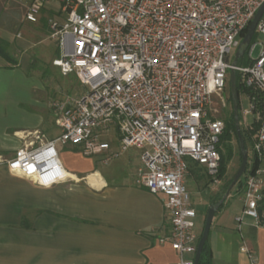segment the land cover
<instances>
[{"label": "built area", "instance_id": "obj_1", "mask_svg": "<svg viewBox=\"0 0 264 264\" xmlns=\"http://www.w3.org/2000/svg\"><path fill=\"white\" fill-rule=\"evenodd\" d=\"M46 1L32 0L25 19L35 22ZM54 1L62 17L48 20L58 46L52 63L83 88L50 101L59 134L42 140L35 131L40 142L15 149L7 168L49 186L68 176L57 144L78 147L87 156L104 154L105 162L138 149L135 183L162 196L176 264H193L200 233L185 180L194 163L212 185L219 183L225 121L217 116L213 95L224 106L230 69L249 90L243 118L248 113L259 118L255 98L264 97V44L258 42L254 57L257 43L250 45L245 66L232 65L229 55L264 0ZM255 32L264 34V12ZM240 124L251 127L244 119ZM250 151L238 227L245 217L258 224L264 219V115ZM240 250L255 261L245 246Z\"/></svg>", "mask_w": 264, "mask_h": 264}, {"label": "crops", "instance_id": "obj_2", "mask_svg": "<svg viewBox=\"0 0 264 264\" xmlns=\"http://www.w3.org/2000/svg\"><path fill=\"white\" fill-rule=\"evenodd\" d=\"M31 1L25 0L26 8ZM46 3L49 14L44 13ZM46 3L35 22L25 20V36L16 31L8 41L15 63L0 56V264H176L178 253L166 239L170 227L162 196L135 183L138 149L131 148L127 154V163L135 158L136 166L124 163L115 171L107 169L111 160L105 162L104 154L87 156L60 146L68 176L49 186L38 185L6 166L5 160L15 149L40 142L34 139L35 131L42 140L60 132L49 105L53 97L30 70L36 67L34 60L51 64L58 55L48 20L60 19L62 14L57 2ZM117 144L112 141L111 148ZM70 154L93 162L77 174L67 168ZM193 168L204 174L201 167ZM119 172L121 179L116 180ZM89 175L96 176L95 181ZM217 211L208 233L212 264H264V226L245 217L238 227L236 214L231 220L235 224L228 227L225 213ZM197 216L199 231L204 218L198 223ZM242 246L254 255V262L240 250ZM184 258L191 259V255Z\"/></svg>", "mask_w": 264, "mask_h": 264}, {"label": "rangeland", "instance_id": "obj_3", "mask_svg": "<svg viewBox=\"0 0 264 264\" xmlns=\"http://www.w3.org/2000/svg\"><path fill=\"white\" fill-rule=\"evenodd\" d=\"M19 3L23 4L20 5ZM46 3V2H45ZM25 4V5H24ZM52 5V3L50 4ZM53 6V5H52ZM50 7L47 3L45 5L44 13L49 14V8ZM26 9V3L25 0H0V38L3 39L6 45V49L10 54L12 53V43H9L8 41H11L14 38V35L16 31H19L21 33V36H25L24 25L27 23L25 20V17L23 15V12ZM40 13V12H39ZM43 22V21H41ZM49 28V25H48ZM254 40L256 42H261L264 44V34L261 33H254ZM57 46V44H56ZM259 44L257 43L255 48L252 51V56H256L259 51ZM58 49V46H57ZM31 52V50L29 51ZM235 50L229 55V61L232 62L234 59ZM53 59L51 60V64L46 63V65H41L38 63V61H33V64L41 69L40 73L36 72V67L30 68L31 73L33 75H36L41 80L42 87L46 90L47 94H49V97L60 98L65 94L74 93L80 89H82V85L79 84V82L75 79L73 74H69L67 76H62L59 72V69L54 67L52 63ZM237 64L239 66H245L248 64V55L246 52L237 59ZM229 71H227L228 73ZM237 76V74H236ZM224 95V106L220 105V102L218 101V96L216 94L213 95V99L215 102H217L216 107L219 110V113L217 116L222 118L224 121H228L232 117V104H231V96L229 91V85L228 88H225L223 91ZM52 98V99H53ZM51 99V100H52ZM238 107H237V117H238V123L239 128H242L244 131L248 128L244 127L240 124L241 121L244 119V123L251 124L255 115L253 113H248L243 118L242 116V110L249 108V101L246 96V94L243 91H239L238 94ZM50 103V102H49ZM27 105V104H26ZM234 119V116H233ZM255 133H253L250 136L249 144H247V161L248 158L251 156L250 151V145L254 139ZM229 145L232 148V156L229 158L225 172L223 176L220 178L219 183L212 185L210 183V178L207 177V175L199 173L197 170H195L191 165V169L189 170V173L186 177V189L188 191V194L190 196L191 201L193 202V206L195 210L197 211V222L200 223L203 221V218L205 217L207 208L210 204L217 202L225 193L231 179L233 178V175L237 171L241 156H240V147L238 143L237 136L234 133L230 134V140ZM60 146L64 147L65 149H74L76 151H80L78 147L68 145H60L57 144V148L60 153ZM220 148L223 152H225V148L223 144H220ZM81 152V151H80ZM128 151L123 152L119 157L114 158L111 160L109 165L107 166V169H114L117 171L118 166L124 165L126 163L127 167H134L137 165V159L133 158V160H128ZM91 158L83 156L81 154H70L66 156V162H67V168L70 171H74L78 174L79 170L88 167L91 164ZM93 162V161H92ZM95 163H98V161H94ZM248 165V164H247ZM246 165V167H247ZM121 172H119L118 175H115V179H121L119 176ZM244 174L240 177V179H243ZM243 191H244V185H238L237 183L230 189L228 192V195L223 200L222 206H220V210L217 211H223L226 215L224 219H226V224L228 227L233 226L235 224L234 221H231L233 216L240 215L241 213V207H242V197H243ZM216 213V214H217ZM213 225V224H212ZM202 225L200 226L199 233H201ZM231 229V228H230ZM233 232V230H231Z\"/></svg>", "mask_w": 264, "mask_h": 264}, {"label": "water", "instance_id": "obj_4", "mask_svg": "<svg viewBox=\"0 0 264 264\" xmlns=\"http://www.w3.org/2000/svg\"><path fill=\"white\" fill-rule=\"evenodd\" d=\"M263 12H264V2L258 7L253 18L251 19L250 23L248 24L247 30H246L245 34L242 36L241 41H240V43H239V45L235 51L234 59L232 61V65L236 64L237 59L243 55L245 49L249 45L251 38L255 32L256 24H257L258 20L260 19V17L262 16ZM228 82H229V91H230L231 104H232V110H233V116H234V125H235L236 135H237V139H238V143H239V147H240L241 161H240V165H239L237 171L233 175V178L231 179V181H230L225 193L223 194V196L217 202L210 204L209 207L207 208V211H206V214L204 217V223L202 226V230H201V233L199 235V239H198V242L196 245V250H195V254H194V258H193V264H197V262H198L199 255L201 253L203 244L208 237L211 222H212V219L214 217L215 212L217 211L219 205L223 202L225 197L228 195V192L230 191V189L240 179V177L242 176V174L246 170V165H247V150L244 148V145H243V140H242V136H241V132H240V128H239V123H238L239 121H238V117H237L238 92H237V88H236V77H235L234 69H230Z\"/></svg>", "mask_w": 264, "mask_h": 264}, {"label": "trees", "instance_id": "obj_5", "mask_svg": "<svg viewBox=\"0 0 264 264\" xmlns=\"http://www.w3.org/2000/svg\"><path fill=\"white\" fill-rule=\"evenodd\" d=\"M246 30H247V27H245L242 30V32L240 33L241 37L245 34ZM253 37H254V34H253V36L251 38V41H250L249 45L247 46V48L245 49L244 52L247 53L248 48L255 41ZM0 56H2L10 64H14L15 63V59L7 51L5 42L1 38H0ZM248 62H249V60H248ZM236 88H237L238 94H239L240 90L243 91L244 93H248L249 92L248 89L242 88L237 81H236ZM255 100H256V113L259 116V118L258 117L254 118L252 123H251V127L246 129L245 131L242 128H240V132H241V136H242V140H243V145H244V148L246 150H247V146H248L247 144H249L250 136L253 133H255V130L257 129V126L259 124L260 118L264 115V97L262 95L257 94ZM231 133H234L236 135L234 119H233V113H232L231 119L228 120V121H225V127L223 129L222 134L220 135V138H219V147H218V154H219V173H218V177L219 178H221L223 176V174L225 172L226 164H227L229 158L232 156V148L229 145V140H230V134ZM220 144L224 145L225 152H223L222 149L220 148ZM191 165L195 166L196 164L191 163L190 167H191ZM246 172H247V169L243 173L245 176H246ZM245 176H243V179H239L238 180V185H241V184L244 185ZM222 203L219 205L218 209L220 208ZM203 223H204V221H203ZM260 225L264 226V219H262ZM197 264H212V254H211V249H210V246H209V243H208V237H207L206 241L203 244V247H202L201 253L199 255V259H198Z\"/></svg>", "mask_w": 264, "mask_h": 264}, {"label": "bare ground", "instance_id": "obj_6", "mask_svg": "<svg viewBox=\"0 0 264 264\" xmlns=\"http://www.w3.org/2000/svg\"><path fill=\"white\" fill-rule=\"evenodd\" d=\"M95 177H96V176H94V175H89V176H88V179H89L91 182H93V181H95Z\"/></svg>", "mask_w": 264, "mask_h": 264}]
</instances>
